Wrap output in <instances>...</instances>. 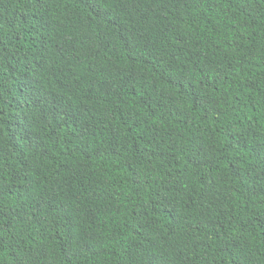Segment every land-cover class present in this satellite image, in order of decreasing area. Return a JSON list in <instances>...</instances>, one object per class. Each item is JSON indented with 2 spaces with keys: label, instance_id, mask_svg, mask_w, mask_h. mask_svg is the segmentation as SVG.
Segmentation results:
<instances>
[{
  "label": "trees",
  "instance_id": "trees-1",
  "mask_svg": "<svg viewBox=\"0 0 264 264\" xmlns=\"http://www.w3.org/2000/svg\"><path fill=\"white\" fill-rule=\"evenodd\" d=\"M0 264H264V0H0Z\"/></svg>",
  "mask_w": 264,
  "mask_h": 264
}]
</instances>
